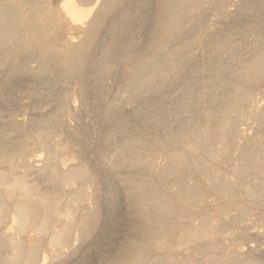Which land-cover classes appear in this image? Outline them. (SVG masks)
<instances>
[{
    "label": "bare ground",
    "instance_id": "bare-ground-1",
    "mask_svg": "<svg viewBox=\"0 0 264 264\" xmlns=\"http://www.w3.org/2000/svg\"><path fill=\"white\" fill-rule=\"evenodd\" d=\"M46 1L0 0V51L3 48L8 50L0 57V66L5 59L12 58L17 50L36 49L40 56L55 57L56 62L44 61L30 70L31 73L43 74L59 68L66 70L65 75L79 78L89 66L96 69V80L102 82L111 72L109 59L119 51L129 53L135 45L134 34L129 35L126 28H119L117 32L114 30V38L110 37L112 41L103 43L99 60L87 61L92 39L120 0H66L60 9H52ZM163 1L167 8L164 7L162 12L167 15V20L161 23L157 21V27L164 31L167 40L176 42V45L172 49L163 47L157 55L144 56L135 64L125 85V90L130 92V101L161 89L169 80L177 77L180 66L178 58H186L189 48L197 42L194 37L181 34L177 29L180 19L192 10V0ZM226 1L219 0L222 6ZM244 10L242 7L241 11L246 13ZM118 16L125 19L128 15L123 12ZM75 24L81 25L80 34L84 36L79 42L68 37L61 46L50 43L57 32L76 28ZM256 43L254 41L252 52L257 50ZM237 53L233 56L237 61L233 69L225 70L223 66L207 63L190 72L192 77L205 78L197 83L188 82V92L197 94L205 101L208 98L219 100L218 107L200 113L196 118L185 117L195 105L181 101L169 114L165 107L148 115L143 114L144 122L153 126L156 134L142 138L126 137L120 142L113 137L107 139V142L114 144L109 156L103 157V164L116 174L120 170L127 171L121 182L135 208L136 218L144 223L142 235L147 239V242H139L130 238L129 244L127 241L121 249L119 256L122 260L118 264H263L252 257H243L238 251L220 256L217 252L225 251L224 246L213 243L208 246L213 252L202 259L196 256L148 258L149 253L164 247L180 251L194 241L215 238L223 234L225 228L228 231L237 229L238 235L242 236L243 228H238V224L252 210L247 205H240L237 213H233L232 224H229L225 220L227 208L220 201L232 202L241 190L249 203L259 199L264 201V135H256L240 147L237 145L240 132L236 127L237 123L249 121L264 127V107L250 114L240 113L237 109L238 102L243 99L242 94L248 93L247 84L252 77L264 78V48L248 60H238ZM132 58L134 54L126 62L131 63ZM223 71L226 77L220 75ZM75 90L74 94L85 100L86 92L81 83H77ZM217 94L223 95L219 98ZM64 99L72 101V93H65ZM66 111V107H62L58 113ZM165 114L170 119L183 117L185 124L177 128H173L171 122L164 124L162 117ZM51 119L37 117L28 128L22 127L26 132L23 139L11 147L9 143H0V264H47L44 248L51 251V260H60L73 241L87 240L97 227L101 201H116L111 191L100 196L101 185L105 184L108 188L109 183L99 179L98 173L82 158L81 163L66 170L61 168L60 156L69 152L71 146L69 142L53 141V131L49 129ZM72 137L80 139L78 133H73ZM147 150L152 152L149 154ZM233 150L238 152L239 163L228 178L223 167L232 157ZM77 153L80 154V151ZM158 156L166 160L162 167L155 164ZM37 162L40 164L35 165ZM133 169L136 170L132 172ZM251 174L260 179L251 187L243 188L242 180ZM196 176L204 179L207 188L216 193L210 207L202 205L201 184L195 179ZM73 185L76 187L71 189ZM171 195L198 208L202 216L199 222L195 223L192 216H184V209L172 205ZM196 203L202 206L196 207ZM13 225L16 226L14 234L20 240L9 242L2 228L7 226L11 230ZM31 232L33 239L29 238ZM256 235L259 237L261 234ZM261 237L264 239V235ZM199 248L203 247L199 245Z\"/></svg>",
    "mask_w": 264,
    "mask_h": 264
},
{
    "label": "rangeland",
    "instance_id": "rangeland-1",
    "mask_svg": "<svg viewBox=\"0 0 264 264\" xmlns=\"http://www.w3.org/2000/svg\"><path fill=\"white\" fill-rule=\"evenodd\" d=\"M65 1L47 0L46 2L52 9H60ZM191 5L192 10L180 19L177 29L181 34L194 37L197 42L189 48L186 58H178L180 66L177 77L169 80L161 89H156L157 91L136 98L134 101L128 100L130 92L125 90L132 68L144 56L157 55L163 47L172 49L174 44L176 45V42L167 40L164 31L157 27V21L161 23L167 20V15L162 12L164 7L167 8L163 0H120L113 11L106 16L91 41L87 61L99 60V52L103 43L112 41L110 39L116 35L115 31L117 32L123 27V29H127L129 35L134 34L136 46L134 45L135 47L133 46L129 53L119 51L109 59V64H112L111 72L104 77L102 82L96 80V69L89 66L84 69L79 78L78 76L65 75L66 70L59 68L43 74L31 73L30 70L37 68L44 61L56 62L55 57L40 56L36 49L17 50L12 58L5 59L3 65L0 66V143H9V147H11L23 139L26 132L22 129L28 128L32 124L30 122L37 117L52 118L49 129L53 131V141L69 142L71 146L69 152L60 156L61 168L66 170L72 165L81 163L82 158L95 173H98L99 179L109 183L110 187L108 188L105 184L101 185L100 196L103 197L108 191H111L116 197V201L113 203L106 199L101 201L100 219L97 227L87 240L73 241L72 246L64 250L65 254L60 260H51V251L49 248H44L47 264H118L122 260L119 256L121 249L127 244V241L129 244L130 238L139 242H147V239L142 235L144 223L136 218L135 208L126 196L121 182V178L127 174V171L120 170L121 172L116 174L103 164V157L109 156L113 150L111 146L114 144L107 142V139L113 137L115 141L120 142L126 137L142 138L156 134V129L144 122L143 114L148 115L151 111L165 108L169 114L175 111L174 109L181 101H189L190 104L195 105V108L188 110L185 117L196 118L200 113L218 107L219 100L212 101L208 98L205 101L197 94L188 92L186 88L188 82L197 83L205 78L204 76L202 78L201 76L192 77L191 70L207 63L223 66L225 70L233 69L237 65V61L234 60L236 57H233L235 53L238 52V60H248L255 53L259 54L264 48V0H227L224 7L219 0H192ZM242 7L246 9L244 10L246 13L241 11ZM123 12L128 15L125 19L118 16ZM224 13L229 15L223 16ZM80 26V24H75L76 28L72 27L70 30L57 32L50 43L61 46L68 37L79 42L84 37L83 34H80ZM197 32L199 33L196 34ZM254 41H257L256 52H252ZM212 48L214 49L213 54L211 53ZM6 53H8L7 48H3L0 51V57ZM130 53L134 54V58L131 63H128L126 60L131 55ZM220 75L226 77L224 71ZM233 82L235 83V80ZM77 83L84 86L85 100L74 94ZM247 89L248 93H243V99L238 102V111L250 114L261 110L264 107V78L253 76L247 84ZM69 91L73 96L70 102L64 99V94ZM217 95L221 98L223 94ZM62 107H66V113H58ZM174 117L170 119V116L165 114L162 117V122L164 124L171 122L173 128L185 124L183 117ZM236 125L240 132L237 141V145L240 147H243L248 140L256 135H264V127H259L253 121ZM17 126L20 128L17 129ZM139 131L143 134L139 135ZM71 133H78L80 139H75ZM78 151L80 154L77 153ZM147 152L150 154L152 150H147ZM157 159L155 164L158 167H162L166 163L162 156H158ZM238 160V152L233 150L232 157L225 162L223 167L226 177L231 176L232 171L239 163ZM39 164L37 162L35 165ZM195 179L201 184L202 205L210 207L216 193L207 188L204 179L199 176H196ZM259 179L257 175L251 174L242 180L241 185L244 186L243 188H249ZM75 187L73 185L71 189ZM91 191L90 189L89 192ZM239 192L238 197L232 202L220 201V203L227 208L225 220L229 224H232V219L235 216L233 213H237L240 205H247L252 210H250V215H246L243 221L238 224V228H243L242 236L245 234L244 237L238 235L237 229L233 228L228 231V228H225L222 230L223 234L215 238L194 241L185 248L186 250L174 251L170 247H164L162 250L149 253L148 258L178 256L181 259L196 256V258L202 259L213 252L209 248L213 243L224 246L225 251L217 252L220 256L227 252L238 251L243 257H252L254 261L264 264V239L261 237L264 235V201L259 199L249 203L244 198L242 190ZM170 199L176 208L184 209V216H192L195 223H198L202 218L198 208L185 204V201L180 197L171 195ZM196 204V207H199L200 204ZM234 206L235 208H233ZM7 226L11 225L8 223ZM7 226L2 228V231L8 237V241L20 240V237L14 234L16 226L13 225L11 230ZM12 230L14 231L10 232ZM114 232L116 233L114 234ZM256 234L261 235L257 237ZM32 237L34 238V234L31 232L29 238L33 239ZM199 245L203 248H199ZM129 251L132 252L131 246H129Z\"/></svg>",
    "mask_w": 264,
    "mask_h": 264
}]
</instances>
